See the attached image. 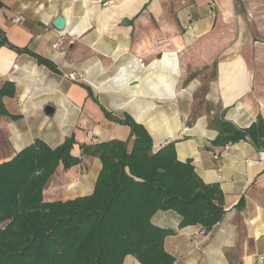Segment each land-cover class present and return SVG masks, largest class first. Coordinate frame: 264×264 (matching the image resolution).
<instances>
[{
	"label": "crops",
	"instance_id": "1",
	"mask_svg": "<svg viewBox=\"0 0 264 264\" xmlns=\"http://www.w3.org/2000/svg\"><path fill=\"white\" fill-rule=\"evenodd\" d=\"M0 31L8 45L57 69L0 43V87L15 86L4 98L9 116L0 115V164L36 140L55 149L75 136L81 163L60 166L44 199L90 196L102 163L82 146L129 140L130 128L106 113L128 115L154 151L176 142L179 161L223 193L225 215L209 232L180 229L173 211L152 218L176 231L165 240L175 264H264V149L215 146L211 123L216 114L240 129L264 120V0H1ZM124 264L140 262L128 256Z\"/></svg>",
	"mask_w": 264,
	"mask_h": 264
},
{
	"label": "trees",
	"instance_id": "2",
	"mask_svg": "<svg viewBox=\"0 0 264 264\" xmlns=\"http://www.w3.org/2000/svg\"><path fill=\"white\" fill-rule=\"evenodd\" d=\"M0 43L7 44L1 31ZM7 46L57 72L48 60ZM14 94L12 83L0 87L1 116H9L4 98ZM106 116L128 126L131 135L127 141L82 146L84 156L102 163L90 196L56 202L44 199L60 166L68 171L81 163L72 155L75 136L55 149L36 140L0 164V264H124L128 256L140 264H175V257L165 250V240L176 231L156 227L152 223L156 213L176 212L182 218L180 229L201 225L209 232L221 222L225 215L222 191L205 184L192 162L179 161L176 142L156 152L146 128L133 118ZM212 118L218 131L213 145L249 141L264 149L262 118L247 129L238 128L224 114Z\"/></svg>",
	"mask_w": 264,
	"mask_h": 264
},
{
	"label": "water",
	"instance_id": "3",
	"mask_svg": "<svg viewBox=\"0 0 264 264\" xmlns=\"http://www.w3.org/2000/svg\"><path fill=\"white\" fill-rule=\"evenodd\" d=\"M54 26H55L58 30H60V31L64 30L65 27H66V21H65V19L62 18V17L57 18V19L54 21ZM54 112H55V109H54L52 106H47V107H46V113H47L48 115H53Z\"/></svg>",
	"mask_w": 264,
	"mask_h": 264
},
{
	"label": "built area",
	"instance_id": "4",
	"mask_svg": "<svg viewBox=\"0 0 264 264\" xmlns=\"http://www.w3.org/2000/svg\"><path fill=\"white\" fill-rule=\"evenodd\" d=\"M21 21H22L21 18H17V19H15V22L20 23ZM61 45H62V41H60L57 45H55V48L58 49ZM69 77H70L72 80H75V81H78V79H79V77L77 76L76 73H72V74H70Z\"/></svg>",
	"mask_w": 264,
	"mask_h": 264
}]
</instances>
